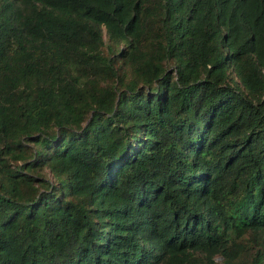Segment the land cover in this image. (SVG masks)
Returning <instances> with one entry per match:
<instances>
[{"label":"trees","instance_id":"obj_1","mask_svg":"<svg viewBox=\"0 0 264 264\" xmlns=\"http://www.w3.org/2000/svg\"><path fill=\"white\" fill-rule=\"evenodd\" d=\"M0 264H264V0H0Z\"/></svg>","mask_w":264,"mask_h":264},{"label":"rangeland","instance_id":"obj_2","mask_svg":"<svg viewBox=\"0 0 264 264\" xmlns=\"http://www.w3.org/2000/svg\"><path fill=\"white\" fill-rule=\"evenodd\" d=\"M217 259H219V256L217 257Z\"/></svg>","mask_w":264,"mask_h":264}]
</instances>
